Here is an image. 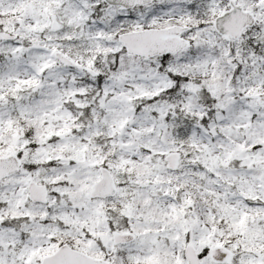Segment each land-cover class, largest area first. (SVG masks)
<instances>
[{
	"label": "snow or ice",
	"instance_id": "6c2138e0",
	"mask_svg": "<svg viewBox=\"0 0 264 264\" xmlns=\"http://www.w3.org/2000/svg\"><path fill=\"white\" fill-rule=\"evenodd\" d=\"M0 264H264V0H0Z\"/></svg>",
	"mask_w": 264,
	"mask_h": 264
}]
</instances>
